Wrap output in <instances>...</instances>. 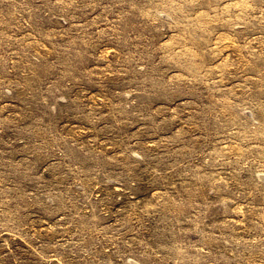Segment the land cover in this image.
<instances>
[{
	"label": "rangeland",
	"instance_id": "1",
	"mask_svg": "<svg viewBox=\"0 0 264 264\" xmlns=\"http://www.w3.org/2000/svg\"><path fill=\"white\" fill-rule=\"evenodd\" d=\"M0 264H264V0H0Z\"/></svg>",
	"mask_w": 264,
	"mask_h": 264
}]
</instances>
